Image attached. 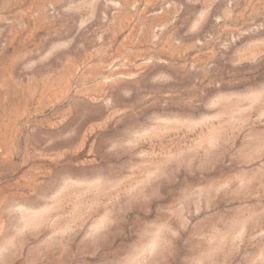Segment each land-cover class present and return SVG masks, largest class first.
<instances>
[{
  "label": "rangeland",
  "instance_id": "374dc122",
  "mask_svg": "<svg viewBox=\"0 0 264 264\" xmlns=\"http://www.w3.org/2000/svg\"><path fill=\"white\" fill-rule=\"evenodd\" d=\"M0 264H264V0H0Z\"/></svg>",
  "mask_w": 264,
  "mask_h": 264
}]
</instances>
